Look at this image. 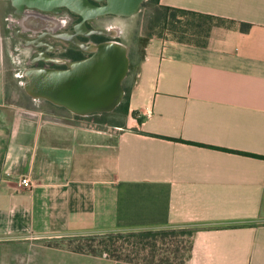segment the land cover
Listing matches in <instances>:
<instances>
[{
	"label": "crops",
	"instance_id": "obj_1",
	"mask_svg": "<svg viewBox=\"0 0 264 264\" xmlns=\"http://www.w3.org/2000/svg\"><path fill=\"white\" fill-rule=\"evenodd\" d=\"M160 1L236 23L210 48L152 38L137 114L96 129L8 80L0 0V264L73 254L46 244L67 235L180 225L206 229L188 264H264V0Z\"/></svg>",
	"mask_w": 264,
	"mask_h": 264
},
{
	"label": "trees",
	"instance_id": "obj_2",
	"mask_svg": "<svg viewBox=\"0 0 264 264\" xmlns=\"http://www.w3.org/2000/svg\"><path fill=\"white\" fill-rule=\"evenodd\" d=\"M141 14L147 19L142 58L145 57L147 44L154 37L180 44L210 48L216 38L214 31L216 26L236 23L233 19L163 5L160 0H149L144 4ZM251 26L252 24L243 22L241 30L247 32ZM135 65V62L131 64L130 73ZM132 85L125 86V95L113 111L91 115L88 118L111 128H126L127 118L137 114L130 109ZM139 122H142L141 118ZM201 230L206 229L180 225L110 231L88 236L87 248L79 246L74 252L94 256L107 255L110 259L128 264H188L195 248L194 236Z\"/></svg>",
	"mask_w": 264,
	"mask_h": 264
},
{
	"label": "water",
	"instance_id": "obj_3",
	"mask_svg": "<svg viewBox=\"0 0 264 264\" xmlns=\"http://www.w3.org/2000/svg\"><path fill=\"white\" fill-rule=\"evenodd\" d=\"M107 6H96L89 0H13L19 12L25 6L42 11L61 12L62 7L93 18L109 13L131 16L147 0H108ZM102 42L91 57L70 63L67 68L34 67L27 77L36 94L80 116L113 111L125 95L123 81L130 71L126 47ZM26 91L30 93L28 87ZM32 95V94H31ZM34 96V95H33Z\"/></svg>",
	"mask_w": 264,
	"mask_h": 264
},
{
	"label": "rangeland",
	"instance_id": "obj_4",
	"mask_svg": "<svg viewBox=\"0 0 264 264\" xmlns=\"http://www.w3.org/2000/svg\"><path fill=\"white\" fill-rule=\"evenodd\" d=\"M2 30H3V39H4V50H5V59L7 64V72H8V80L15 85H18L19 81L24 84L28 81L27 77H24V73L27 69L36 67L33 63L34 59L37 58L34 56L33 50L36 49L34 46L27 45V31L13 34L12 27L15 28V25L19 27V29H23L22 26L18 23V20L21 17H16L15 15H11L10 19L7 20L9 13L12 12V7L10 0H2ZM63 19L66 18V15L61 16ZM146 17L142 16L141 13H137L133 16L120 18V19H105L103 21L95 22V26L101 27L100 29H104L111 36L109 37L111 40L120 42L125 45L128 51V57L130 60V70L131 64L136 63L133 71L128 73V76L123 81V89L125 90V86L131 85L137 76V66L142 58V53L144 49V41L146 37ZM9 24L12 27H9ZM218 25V24H217ZM231 24H221V26H216L214 28L215 33L219 31V29H224L229 27ZM118 28V35H114L111 33L112 28ZM158 38V37H156ZM61 47H67V42H61ZM88 54V53H85ZM65 58V57H64ZM42 99V98H41ZM48 105V104H47ZM50 105V104H49ZM53 105V104H52ZM49 107V106H48ZM51 108V107H50ZM55 109V107H52ZM65 110V107H64ZM68 113H72L77 115L70 110L66 109ZM65 110V111H66ZM63 111L62 113H64ZM58 113V112H57ZM83 117V116H81ZM89 117V116H88ZM80 124L86 125L89 128L95 127L96 129H101L102 126L98 123L97 120H93L90 118H86L82 120ZM95 138L96 140L102 139L103 137H107V134L103 131L98 132L95 130ZM114 134H112L113 136ZM94 234H77V235H67L61 238L53 239L47 241V246L50 247H59L64 250V252H70L73 254H61L59 252L52 253L47 252L48 256L45 257V263L43 264H119L118 261L110 259L107 255L94 256L90 254H81L74 252L76 248L79 246H84L87 248V238ZM41 257V256H40ZM43 257V256H42ZM41 257V258H42ZM37 258H33L35 261ZM43 259V258H42ZM14 264V263H8ZM27 264V263H26Z\"/></svg>",
	"mask_w": 264,
	"mask_h": 264
},
{
	"label": "flooded vegetation",
	"instance_id": "obj_5",
	"mask_svg": "<svg viewBox=\"0 0 264 264\" xmlns=\"http://www.w3.org/2000/svg\"><path fill=\"white\" fill-rule=\"evenodd\" d=\"M92 4L96 6H107L109 4L108 0H89ZM149 0L144 2L141 6V10L137 13L143 11V6ZM12 12L7 17V20H11L10 16L13 14L16 17H21L18 20V23L23 25L22 28L26 29L27 26H24V21L22 13L19 12L18 6L14 5L13 0L10 1ZM23 13L27 11H34L41 15L52 16L58 18L55 20V24L45 20L47 27L41 32L31 31L28 25L27 31V45L34 46L36 49L33 50L34 56L37 57L34 59V65L36 67H45V68H67L70 63L80 61L91 57L94 51L89 50V45L91 43L100 44L105 41H111L109 38L111 35L100 29L101 27L95 26V22L103 21L106 19H120L129 17L126 15H121L117 13H109L93 18H85L82 14L72 11L67 7H62L61 12H52V11H42L35 8H30L25 6V9H22ZM31 14V13H29ZM66 15V18H62V15ZM133 14V15H135ZM131 15V16H133ZM9 27H12L9 24ZM19 29L17 25L15 28L12 27L13 34H19L20 32H25L24 30ZM116 29H118L116 27ZM119 33V31H118ZM67 42V47H61V42ZM88 53V54H85ZM65 57V58H64ZM130 72V71H129Z\"/></svg>",
	"mask_w": 264,
	"mask_h": 264
},
{
	"label": "bare ground",
	"instance_id": "obj_6",
	"mask_svg": "<svg viewBox=\"0 0 264 264\" xmlns=\"http://www.w3.org/2000/svg\"><path fill=\"white\" fill-rule=\"evenodd\" d=\"M28 12V11H27ZM33 14H29V12H28V14H26V12L25 13H23V15H22V17H23V19H25V21H24V26H27L26 27V30L28 31V28L30 27V29H31V31H37V33L38 32H41L43 29H46V27H47V25H46V23L44 22V21H42V20H36L35 21V19H34V21L33 20H30V17L32 16ZM20 24H21V22H20ZM22 25V24H21ZM28 25H29V27H28ZM23 26V25H22ZM118 29H116V28H112L111 29V33H113L114 35H118L117 33H118ZM33 34H36V33H33ZM113 42V44L114 45H118V46H121V47H125V45L124 44H122V43H120V42H116V41H112ZM89 50H91V51H97L98 49H99V45H97V44H95V43H91L90 45H89V48H88ZM36 71V70H38V68H35V69H32V68H30V69H27L26 71H25V73H24V77H30V74L32 73V71ZM24 85H26V87H28L29 88V90H30V93L32 94V95H34V97H36V98H38V97H45V98H48L46 95H43V94H36V93H34V91H32L31 90V88H30V85L28 84V83H25Z\"/></svg>",
	"mask_w": 264,
	"mask_h": 264
},
{
	"label": "built area",
	"instance_id": "obj_7",
	"mask_svg": "<svg viewBox=\"0 0 264 264\" xmlns=\"http://www.w3.org/2000/svg\"><path fill=\"white\" fill-rule=\"evenodd\" d=\"M20 183H21L22 186H24L26 188H29V187L32 186L31 185V182H30V180L28 178L21 179V182Z\"/></svg>",
	"mask_w": 264,
	"mask_h": 264
}]
</instances>
